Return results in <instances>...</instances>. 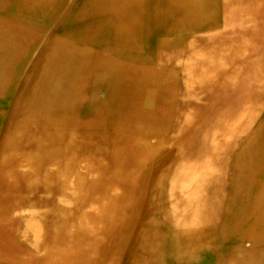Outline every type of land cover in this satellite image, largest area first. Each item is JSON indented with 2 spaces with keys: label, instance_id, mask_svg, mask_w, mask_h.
<instances>
[{
  "label": "bare ground",
  "instance_id": "obj_1",
  "mask_svg": "<svg viewBox=\"0 0 264 264\" xmlns=\"http://www.w3.org/2000/svg\"><path fill=\"white\" fill-rule=\"evenodd\" d=\"M58 1L42 0L41 22ZM32 2L17 4L23 27L37 22ZM68 5L57 37L69 45L47 44L26 76L27 136L0 148V260L159 264L151 240L191 252L229 230L243 185L264 207V0ZM107 75L125 89L117 119L95 116L91 88Z\"/></svg>",
  "mask_w": 264,
  "mask_h": 264
},
{
  "label": "rangeland",
  "instance_id": "obj_2",
  "mask_svg": "<svg viewBox=\"0 0 264 264\" xmlns=\"http://www.w3.org/2000/svg\"><path fill=\"white\" fill-rule=\"evenodd\" d=\"M66 1L68 2V0ZM60 3L63 4V0L58 1V7H56L58 8L57 9L58 11L61 9ZM44 15H42V17L45 18ZM18 17L20 18V22H21V18L23 17V15H19ZM38 17L39 15H37V18ZM62 18H63V13H59L54 16L52 15V17L47 22L43 19L42 24L47 28L45 29L43 28L41 31L42 39L40 44L27 43L26 45L23 46L13 45L14 47L12 45L8 46V44L7 45L0 44L1 47L0 48V75H1L0 76V141H1L0 148L5 147L7 140H10L12 141V148H13L12 152L13 153L17 152L20 147L19 145H21L20 142L23 141V139L27 136L28 127H25L23 125H19V126L16 125L18 119L20 118V113H21L20 111H18L21 102V97L26 89V79H27L26 76L27 77L29 76L31 67L35 66L37 64V61L40 60L41 56L45 55L42 53H44L43 50L47 47V44L51 45L53 42L55 43L57 42V39H59L56 46L63 44L69 45L67 43H64L63 38L57 37V35H61L59 33L60 32L59 27L61 25V22L59 21L60 20L62 21ZM7 23H8L7 25H11V26L17 25L16 22H12V21ZM31 29L32 28H29V26H25V27L18 26L17 28L12 30L14 33H16V35L13 36L12 38H6V39L14 40V41H23V40L30 41V39L36 40L37 38L34 36L25 37L22 35L25 34L26 32L33 33V31H30ZM68 29H70L71 31L72 26L68 27ZM5 30L6 27H2L0 29V31L3 32ZM159 43H161V41ZM95 45H98L97 48L104 46L101 43ZM1 49L3 52L1 51ZM25 50L28 52V54L26 53ZM108 73L109 72H107V74ZM106 77L107 78L104 80V82L102 83V85H100L98 89H96L97 87H92L91 89L100 91V97L95 102V106L97 108V111L95 112V116H98L104 120H109L110 118L114 119L117 116L118 108L120 104L119 103L120 98L122 99L123 92H125V89L122 86L123 84H121L122 80L119 81L120 79H118L117 81L115 79L116 81L115 83H113L114 79L112 78V76L107 75ZM60 104L61 105L67 104L69 106H72V103H70V98L68 100L64 94L60 95ZM75 104L74 106H78L79 108L82 105V102L77 101V103ZM35 105L42 106L38 103H36ZM44 106L50 109L51 103L48 102V104ZM32 107L35 106H30V108ZM35 108H41V107H35ZM78 122L79 123L75 125L77 127L81 126L83 123V121H78ZM36 126L39 128L40 127L45 128L47 125L38 124ZM262 136H264V133ZM261 140L263 141V145H264V137H262ZM263 153H264V149H263ZM237 158L241 162L243 161L245 162V153L238 155ZM240 168L243 169V172L245 173V168L242 167V164L240 165ZM252 190L258 191V189H256L255 187H253ZM252 196H250L249 198L251 199ZM249 198L247 195L245 196V186L243 185L241 192L238 193L234 199L235 208L233 209V211H231V215H234L233 217L234 223L231 224V228L229 230H226V232H224L223 234L215 235L217 237H215L210 244L204 243V245L198 246L194 251L190 252L189 250H185L187 251L185 252L179 250L178 246L172 239H169L167 242L164 243H157L155 240H153L152 243L151 240L150 248L152 249V251L154 252L155 250L154 253H156L158 257L160 258L163 257V259L161 258L160 261L161 263L159 264H221L220 262H225L226 259L233 263V261L237 257H239L240 254H244L245 257L248 256L249 254L253 255V257H256L257 260L256 264H261L264 260L263 259L264 233L253 231V228L254 227L259 228L260 225L264 223V207H261L260 205L254 203V201L252 199L249 200ZM185 253L188 256H186ZM6 262L7 261L0 260V264H15L9 262L6 263Z\"/></svg>",
  "mask_w": 264,
  "mask_h": 264
},
{
  "label": "crops",
  "instance_id": "obj_3",
  "mask_svg": "<svg viewBox=\"0 0 264 264\" xmlns=\"http://www.w3.org/2000/svg\"><path fill=\"white\" fill-rule=\"evenodd\" d=\"M70 1H72V0H68V2H70ZM19 2H22V0H0V29L2 27H6V30H8L10 32V34H11V35H6L5 34L6 30L4 32L0 31V44H3V45H7V44H9V45H20V46L26 45L27 43H30V42H31L30 44H35V43L40 44L41 39H42V32L41 31H42L43 28L45 29V27H46L40 21L41 14H42V12H41L42 11L41 10V8H42V0H36V2H32L31 3V7H33L31 12L32 13L34 12L35 19L37 20V22L34 23L33 27H31V25H28L29 28H32L30 31H33V33L32 32L31 33H27L26 32L25 34H22V35H25V36H31L32 35V36L36 37L37 39L36 40H31V41H28V42L26 40L14 41V40L6 39V38H12L13 36L16 35V33H14L12 30L17 28L18 25L20 26V24H22V26H23L25 24L24 21H25V14H26L25 12L26 11L22 10L19 7V6H22V4L17 6V4H19ZM68 2H66L64 6L62 5L61 6L62 9H60L59 11L56 8V9H54L53 12L52 11H50V12L53 13V16L56 15V14H59V13H64V11L66 12L68 10V8H69ZM34 8H36V9H34ZM38 13H40V14H38ZM36 14L39 15L38 18H37ZM19 15H23V17L21 18V22H20V18L18 17ZM14 20L17 21V26H15V27H13L11 25L7 26V25L4 24L5 22H10V21L15 22ZM39 29H41V30H39ZM7 41H8V43H7Z\"/></svg>",
  "mask_w": 264,
  "mask_h": 264
}]
</instances>
